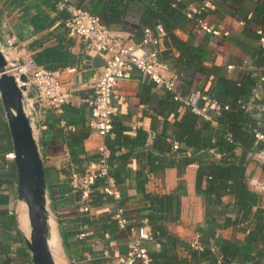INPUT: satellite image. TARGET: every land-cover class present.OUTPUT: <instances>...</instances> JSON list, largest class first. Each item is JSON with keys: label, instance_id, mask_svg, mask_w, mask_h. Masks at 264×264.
<instances>
[{"label": "crops", "instance_id": "0c3cea01", "mask_svg": "<svg viewBox=\"0 0 264 264\" xmlns=\"http://www.w3.org/2000/svg\"><path fill=\"white\" fill-rule=\"evenodd\" d=\"M153 1L0 0V36L4 40L13 31L34 55L47 51L52 69L75 68L64 75L75 101L64 105L59 115L43 108L37 122L47 195L55 217L56 260L60 264H111L127 250L130 227L148 225L155 236L143 244L152 264H216L208 248L198 252L188 246L196 233L206 247L212 244L219 253L226 248L223 264H264V217L254 215L257 208L264 210V160L254 153L264 148V138L258 140L261 146L254 141L251 151H242L239 145L233 150L234 163L243 156L245 180L254 194L251 212L242 215L233 206L234 194L222 190L218 182L212 192L204 193L207 178L203 175L201 191L197 190L198 163H204L206 169L222 165L228 150L212 146L204 152L194 151L186 144L178 123L185 124L192 110L183 99L173 97L176 92L187 98L199 90L231 107L230 90L250 73L256 78L252 95L264 101V81L259 83L255 75L260 48L255 29L264 20V0H211L213 8L207 18L220 29L217 35L196 34L194 20L185 15L187 7L200 0H159L157 6ZM72 7L99 15L121 43L139 41L143 28H153L156 21L173 24L175 40L166 31L157 46L164 64L162 74L175 79L174 92L136 71L119 80L112 94L118 112L113 131L104 140L110 149L111 173L120 188L119 203L127 219L124 228L112 216L116 202L103 191L102 178L92 187L88 213L80 210L78 195L68 184V161L85 165L98 157L103 142L90 126V109L83 101L92 92L103 54L87 51L80 40L66 36L63 21ZM257 114L254 117L263 122L264 115ZM198 119L195 126L201 141L215 142L225 129L214 116L212 121ZM174 142L179 145L176 149ZM8 151L12 146L0 101V264H31L24 242L27 220L16 197L15 166L13 159L5 157ZM184 157L190 159L182 167ZM80 232L84 237H78Z\"/></svg>", "mask_w": 264, "mask_h": 264}, {"label": "built area", "instance_id": "2783aa9c", "mask_svg": "<svg viewBox=\"0 0 264 264\" xmlns=\"http://www.w3.org/2000/svg\"><path fill=\"white\" fill-rule=\"evenodd\" d=\"M212 8L211 0H200L187 7L185 15L194 20L196 34H220V29L213 27L207 18V14ZM63 27L66 36L80 40L87 51L103 54V65L92 80V92L83 98L90 109V126L103 138V142L98 146V157L89 160L85 165L79 166L71 160L68 161V184L78 195L80 210L83 213H88L91 209L92 187L97 179L102 178L103 191L116 202L112 216L118 226L124 228L127 219L124 208L119 203L120 188L111 173L110 149L104 140L112 133L113 119L118 112V106L113 102L112 94L119 80L130 78L136 71L147 74L156 84L174 92L175 79H168L162 74L161 69L164 64L159 59L157 46L165 36L166 30L163 24L158 22L153 28L144 27L143 35L139 41L121 43L112 35L99 15L79 7L70 9L69 15L63 21ZM152 31L155 33L153 34ZM255 33L258 36L260 47L264 49L262 26H257ZM6 43L19 59L18 71L27 77L28 105L38 131L37 122L40 121L43 108L53 109L59 115L62 113L64 105L75 101V96L64 77L66 73H71L75 68L65 66L52 69L37 63L34 60L33 51L13 31L7 36ZM228 67L231 68L232 65H228ZM255 75H257L259 83L263 82L264 67H257ZM173 97L174 99H183L193 112L205 120L212 121V117L222 109L230 108L228 103L221 104L216 98L199 90L193 91L187 98H181L176 92ZM197 100L202 104L196 103ZM255 100L256 97L253 94L246 102L238 100L237 106L245 109L255 108L258 112L257 116L264 115V104L255 103ZM256 123L259 126L263 125L261 119H258ZM253 131L256 140L264 138V133L261 130L256 128ZM227 139L231 140L230 134H227ZM178 147V142H174L173 148ZM254 153L264 160V148L256 150ZM5 157L12 160L14 158L13 151L6 152ZM84 234V232H80L78 237L82 238ZM154 236L155 231L148 225L130 227L127 250L114 257L111 264H152V258L143 241L152 240ZM188 246L198 252L208 248L215 256L216 264L224 262L222 253L217 252L214 245L210 244L206 247L202 243L200 233L194 234L188 240Z\"/></svg>", "mask_w": 264, "mask_h": 264}, {"label": "water", "instance_id": "95a60500", "mask_svg": "<svg viewBox=\"0 0 264 264\" xmlns=\"http://www.w3.org/2000/svg\"><path fill=\"white\" fill-rule=\"evenodd\" d=\"M19 59L0 36V101L16 173V197L26 205L30 230L24 236L31 264H56L50 247L51 207L36 123L27 99L28 80L18 71Z\"/></svg>", "mask_w": 264, "mask_h": 264}, {"label": "trees", "instance_id": "16d2710c", "mask_svg": "<svg viewBox=\"0 0 264 264\" xmlns=\"http://www.w3.org/2000/svg\"><path fill=\"white\" fill-rule=\"evenodd\" d=\"M160 1L168 3L171 0ZM153 3L157 6V4H159V0H154ZM151 12L153 13V10H151ZM158 22H163L162 24L165 30L167 31L168 35L175 40V37L172 34L173 24L167 25L164 23V21H156L155 24ZM259 23L264 28V20H260ZM46 52L47 51H41L40 53H36V55H33V57L37 63L51 68V65H49V63L47 62L49 57L47 56V54L45 56ZM255 66L264 67V49L261 47L257 51ZM255 85L256 78L250 75V73H246L243 76L242 80L238 84H236L234 88H232V90H230V95L233 99L232 106L230 107V109H222L217 115H214V119L219 124H223L225 126V129H223L221 135L217 138V140H215V142H205L204 139H202L201 141L199 130H197L195 126L199 120L198 118H200V115L196 114L195 112L191 111V114L185 117V124L184 122L178 123L182 128L181 133L185 134L186 144L192 146V149L194 151L203 150L202 152H204L212 146L218 149L226 148L228 150V154L222 157V160L224 162L222 165L213 164L210 169H206L204 163H198L196 188L198 191H201L200 182L203 175H205V177L207 178V185L203 189L204 193L212 192L214 183L218 182V185L222 190L232 192L234 194L235 198L233 206L236 211L240 210L242 212V215H246L248 214V212H251V207L254 201V194L249 190L245 180V166L242 164L243 156L239 162L234 163L233 150L234 148H236L237 145H239L242 147V151H251V147L254 141L257 144L259 143V145L261 146V143L255 139L253 130L257 128L263 132L264 124L262 126L257 125V119L254 117V114L257 112L255 108H240L237 106V101H248L250 99L249 97H251L252 95V88ZM255 103L264 104V101L263 99L258 101L255 100ZM207 124L208 123L203 122V125L207 126ZM227 134L231 135V140L227 139ZM178 151L182 152L183 150L178 149ZM189 159V157H184L181 161L182 164L177 163V165L180 164V166L184 167L189 163ZM170 162L173 163V160H170ZM65 168H67V171L69 172L68 164L65 165ZM254 215L257 219L263 218L264 210L261 208H257L254 211ZM206 232L208 234H212V230H207ZM207 251L210 252L209 250ZM204 252H206V249ZM193 253L195 255V252ZM220 253H222L225 259V255H227L226 248L222 247Z\"/></svg>", "mask_w": 264, "mask_h": 264}, {"label": "bare ground", "instance_id": "6f19581e", "mask_svg": "<svg viewBox=\"0 0 264 264\" xmlns=\"http://www.w3.org/2000/svg\"><path fill=\"white\" fill-rule=\"evenodd\" d=\"M19 204L21 205V207H22V209L24 211V215H25L26 220H27V229H26L25 233L28 234L29 230H30V226H29V221H28V217H27L26 205L23 202H20ZM50 222H51L52 229H51V237H50L49 243H50V247H51L52 253L54 255V258L56 260L57 256H56L55 249H54V238L56 236L55 231H54L55 220H54V218L52 216H51ZM56 264H60V262L58 263L57 260H56Z\"/></svg>", "mask_w": 264, "mask_h": 264}, {"label": "rangeland", "instance_id": "374dc122", "mask_svg": "<svg viewBox=\"0 0 264 264\" xmlns=\"http://www.w3.org/2000/svg\"><path fill=\"white\" fill-rule=\"evenodd\" d=\"M51 209V208H50ZM51 216L54 218V220H55V217H54V215H53V211H52V209H51Z\"/></svg>", "mask_w": 264, "mask_h": 264}]
</instances>
